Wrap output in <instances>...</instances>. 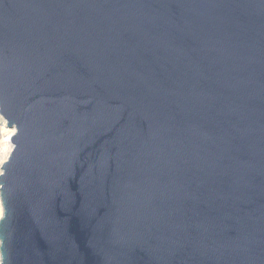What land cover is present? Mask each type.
I'll list each match as a JSON object with an SVG mask.
<instances>
[{
    "label": "water",
    "instance_id": "obj_1",
    "mask_svg": "<svg viewBox=\"0 0 264 264\" xmlns=\"http://www.w3.org/2000/svg\"><path fill=\"white\" fill-rule=\"evenodd\" d=\"M0 264H264V0H0Z\"/></svg>",
    "mask_w": 264,
    "mask_h": 264
},
{
    "label": "bare ground",
    "instance_id": "obj_2",
    "mask_svg": "<svg viewBox=\"0 0 264 264\" xmlns=\"http://www.w3.org/2000/svg\"><path fill=\"white\" fill-rule=\"evenodd\" d=\"M2 119H0L1 121ZM3 133L0 136V162L2 161V158L4 155L10 150L11 142L10 138L12 134L15 132L14 128L11 127L10 129H4L2 131ZM2 212L1 204H0V215Z\"/></svg>",
    "mask_w": 264,
    "mask_h": 264
},
{
    "label": "rangeland",
    "instance_id": "obj_3",
    "mask_svg": "<svg viewBox=\"0 0 264 264\" xmlns=\"http://www.w3.org/2000/svg\"><path fill=\"white\" fill-rule=\"evenodd\" d=\"M1 119V118H0ZM11 127L10 126H6L3 124V120L0 121V136L1 134L3 133L2 131L5 129H10ZM14 128V127H13ZM11 147V146H10ZM9 152V151H8ZM8 152L4 155V157L2 158V161L0 162V167H1V164L2 162L6 159V156L8 155ZM0 171H1V168H0ZM1 204V202H0ZM2 208V207H1Z\"/></svg>",
    "mask_w": 264,
    "mask_h": 264
}]
</instances>
